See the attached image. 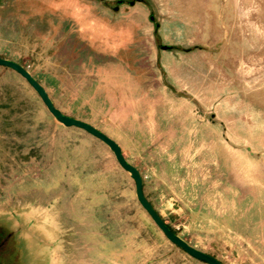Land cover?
<instances>
[{"label":"rangeland","instance_id":"374dc122","mask_svg":"<svg viewBox=\"0 0 264 264\" xmlns=\"http://www.w3.org/2000/svg\"><path fill=\"white\" fill-rule=\"evenodd\" d=\"M129 1L0 0V56L115 140L189 244L264 264V0ZM0 264L207 263L104 142L0 65Z\"/></svg>","mask_w":264,"mask_h":264},{"label":"water","instance_id":"95a60500","mask_svg":"<svg viewBox=\"0 0 264 264\" xmlns=\"http://www.w3.org/2000/svg\"><path fill=\"white\" fill-rule=\"evenodd\" d=\"M136 1L141 0H130L129 4H134ZM123 0H117V3H122ZM150 20H154V16L151 14L149 16ZM155 31L158 27V24H155ZM170 45L161 44L160 48L162 49H169ZM0 65L7 66L18 72L37 92L39 97L41 98L42 102L46 106L47 110L52 114V116L60 123H62L64 126H75L79 127L91 135L95 136L96 138L100 139L102 142H104L110 150L113 152L116 160L118 163L130 173V176L133 178L135 182V194L137 197V200L139 201L140 205L147 211L149 216L152 218V220L155 222V224L158 226V228L163 232V234L166 236V238L175 244L176 246L182 248L186 253L191 255L192 257L207 263V264H223L220 260H218L216 257H214L211 254H208L204 251H201L197 249L196 247L189 244L185 239H183L181 236H179L177 233H175L161 218L159 213L153 208L151 203L148 201L146 196L143 192V184H142V177L140 175V172L138 169L132 165L122 154L121 148L118 145V143L113 140L111 137L106 135L104 132L99 130L94 125L81 120L79 118L67 115L63 113L60 109H58L52 102L51 98L49 97L47 91L45 88L33 77V75L25 68L23 65L19 64L18 62L7 59L0 56Z\"/></svg>","mask_w":264,"mask_h":264},{"label":"trees","instance_id":"16d2710c","mask_svg":"<svg viewBox=\"0 0 264 264\" xmlns=\"http://www.w3.org/2000/svg\"><path fill=\"white\" fill-rule=\"evenodd\" d=\"M173 230V229H172ZM174 231V230H173ZM175 232V231H174ZM176 233V232H175Z\"/></svg>","mask_w":264,"mask_h":264}]
</instances>
